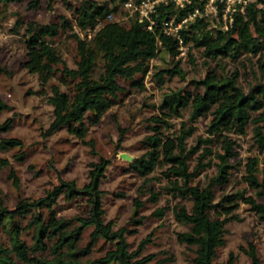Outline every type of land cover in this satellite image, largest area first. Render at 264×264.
I'll return each mask as SVG.
<instances>
[{
    "label": "trees",
    "instance_id": "1",
    "mask_svg": "<svg viewBox=\"0 0 264 264\" xmlns=\"http://www.w3.org/2000/svg\"><path fill=\"white\" fill-rule=\"evenodd\" d=\"M25 0H0V9L7 10L11 4ZM43 1L53 8L56 0H30L29 6L37 10ZM126 0H109L104 3L83 0L80 6L73 7V18L62 16L60 22L40 24L29 22L26 25L19 19L15 32L21 33L25 25L24 36L27 46L25 67L38 74L42 90L45 92L50 81L58 78V84L49 85L48 102L53 106L54 119L47 132L51 135L61 129L81 140L89 132L90 125L99 124L104 115L119 103L127 88L121 81L129 82L133 88H140L151 71L152 61L166 51L174 59L182 49L178 41L167 37L157 27L147 29L137 15L127 21H109L108 16L116 13ZM141 1V0H138ZM208 0H191L183 7H176L172 2L158 9L159 21L177 17L183 19L199 8L204 11ZM121 8V7H120ZM123 9V8H122ZM123 11V10H122ZM126 15L128 12H125ZM222 16V11H220ZM86 33V38L75 28ZM77 42L78 59L76 68H71L55 47V39L68 31ZM93 36L88 39L89 33ZM184 46L193 44L203 49L204 57L209 61L223 59L240 60L243 56H257L264 52V0H252L245 12L235 14L234 23L228 29L209 17H197L182 30ZM207 64V63H206ZM204 78L192 80L193 90L181 88L164 93L159 111L165 120L159 118L153 133L148 138L150 150L131 164L141 176L147 177L158 166L165 163L170 166L166 177L167 186L175 198L191 203L178 204L173 213L179 223L188 226V230L179 232L178 241L192 247L194 264H217L219 249L226 245L228 223L241 220L237 213L241 204H247L264 221V181L259 178L258 158H250L247 163L245 181L256 192L257 198L247 196L245 190L218 196L216 187L231 180L230 159L236 156L235 141L229 134H245L253 127L255 141L264 151V82L259 79L245 89L238 82L237 74L231 76L211 68ZM219 65V63H218ZM264 71V63L261 66ZM6 69L0 66V75ZM163 80L179 76L186 80V73L181 62L176 61L171 68L161 69L157 73ZM13 107L0 99V115L11 111ZM189 112V121L182 122L181 135L165 136L162 125L174 128L170 123L173 118H183ZM212 116L209 124L211 137L200 140L205 144L215 143L220 138L223 153H217V175L209 179L206 185L193 184L206 167L212 163L200 164L196 170L191 168V160L201 146L188 147V139L195 133V126L201 118ZM14 117L0 123V151L16 150L15 161H26L28 153L25 143L17 137H2L1 134L12 129ZM218 137V138H216ZM90 145L95 146L91 141ZM213 154L212 148L204 147L198 156L200 162ZM164 158V160H162ZM10 167V177L17 188L20 179L10 159L0 157V168ZM108 161L93 164L90 181L79 187L76 181L61 180L46 196L38 199H21L15 208L5 205L0 191V229L8 242H0V264H161L156 255H144L150 238L142 240L136 250H131L125 228L114 230L112 222L105 221L103 203L104 191L101 189L106 176ZM201 167V168H198ZM60 199L73 203L85 200L87 216L66 218L59 216L57 207ZM143 206L137 200L134 215ZM164 209L158 210L162 217ZM141 222L138 221L137 223ZM92 227L90 241H82L87 228ZM136 231V230H135ZM32 235V244H28L24 234ZM100 239L111 243L112 247L99 257H93V251ZM253 264H263L255 247L250 252ZM228 264L235 263L231 258Z\"/></svg>",
    "mask_w": 264,
    "mask_h": 264
},
{
    "label": "rangeland",
    "instance_id": "2",
    "mask_svg": "<svg viewBox=\"0 0 264 264\" xmlns=\"http://www.w3.org/2000/svg\"><path fill=\"white\" fill-rule=\"evenodd\" d=\"M94 1L104 3L109 0ZM29 2L30 0H25L22 3L11 4L7 10L0 9V66L6 69V73L0 75V99L13 107L11 111H4L0 115V123L14 117L12 129L1 136L22 139L28 153L26 161L18 162L13 158L16 150L0 151V157L11 160L20 179V188H17L10 177L11 168H0V191L5 205L15 208L21 199L44 197L59 185L61 180L76 181L82 188L90 181L93 164L106 160L108 167L101 184L104 191L105 221L112 222L114 230L121 228L127 230L126 238L132 251L138 248L142 240L150 238L144 255H156L155 261H160L161 264H194L193 248L180 243L177 238L179 232L188 230V226L179 223L173 213L176 205L186 204L190 207L191 203L175 198L168 192L169 180L166 173L170 166L163 163L147 177H143L131 167V164L151 149L148 138L153 133L152 126L157 125L156 121L161 117L165 120L158 108L164 93L181 88L193 90L192 80L206 76L208 63L211 68H218L223 74L231 76L237 74L238 82L247 90L259 79L264 82V71H261L264 52L251 58L243 56L237 61L223 59L217 62L207 60L203 55V49L193 44L184 47L182 53L175 59L163 51L159 58L152 61L151 71L140 88H133L129 82L121 81L127 88L126 93L122 94L119 103L104 115L99 124L89 126V132L84 140L69 133L67 129L47 135L54 119L53 106L48 102L49 85L58 84L59 80L57 77L52 79L42 93L38 74L31 73L25 67L27 60L25 25L29 22L40 24L60 22L62 16L71 19L74 17L71 9L80 6L83 0H56L52 9L43 1L37 10L30 8ZM120 7L113 13V19L108 18L109 21L126 15L122 4ZM209 16L221 24L211 11ZM19 19L23 20L25 25L21 33H16L15 26ZM74 30L81 37H87L86 33L77 27ZM72 33L71 30L61 33L55 39L54 45L68 66L76 68L78 48ZM89 34L88 39L93 36V32ZM176 61L181 62V68L187 76L186 80L179 76L171 78L169 75L163 80L157 75L159 70L173 67ZM211 119L212 116L209 114L207 118H201L197 123H193L195 133L188 139L189 148L201 146L198 153L192 156L190 162L192 170L195 171L199 163H212L200 171L193 184L206 185L209 179L217 175L216 164L220 159L216 154L224 152L218 137L214 144L200 141L211 137L209 131ZM183 121H189L188 111L184 113L183 118L170 120L174 128L163 123L159 125H162L165 136H180ZM229 137L235 141L236 156L230 159V164L235 167L231 169L230 182L216 187L217 194L221 196L245 190L247 196L257 198L254 189L245 181L248 160L254 157L258 158L260 181H264V151L260 150L255 141L253 127H249L245 134L232 132ZM91 141L94 142V147L90 145ZM204 147L212 148L213 154L200 162L198 156L203 153ZM123 153L131 156L133 160L123 159L121 157ZM137 200L143 206L139 213L134 215ZM161 209L165 210L162 217L156 215ZM57 211L59 216L66 218L87 216L85 200L68 203L60 199ZM237 213L241 220L228 223L226 245L219 249L216 263L228 264L232 258L238 264H253L249 254L255 247L264 264V221L259 220L244 203ZM140 220L141 222L137 223ZM92 230V227L86 229L83 245L90 241ZM23 238L28 244H32L31 234L26 233ZM0 242H8L1 229ZM110 247L111 243L100 239L93 251V257L104 255Z\"/></svg>",
    "mask_w": 264,
    "mask_h": 264
},
{
    "label": "built area",
    "instance_id": "3",
    "mask_svg": "<svg viewBox=\"0 0 264 264\" xmlns=\"http://www.w3.org/2000/svg\"><path fill=\"white\" fill-rule=\"evenodd\" d=\"M250 1L252 0H208L204 6V11L197 8L183 19L174 16L159 21L158 9L160 6L174 2L176 7H183L186 2L189 3L191 0H126L123 4V10L128 14L115 20L127 21L129 17L137 15L140 22L146 24L148 30L154 31L160 27L167 37L178 41L180 48L184 49L182 30L187 28L190 22L195 21L199 16L210 17L209 11H211L222 24V28L228 30L234 23L235 14L238 11L245 12ZM220 11H222V16L219 15ZM113 16L114 14H110L108 18L113 19Z\"/></svg>",
    "mask_w": 264,
    "mask_h": 264
},
{
    "label": "water",
    "instance_id": "4",
    "mask_svg": "<svg viewBox=\"0 0 264 264\" xmlns=\"http://www.w3.org/2000/svg\"><path fill=\"white\" fill-rule=\"evenodd\" d=\"M121 157L123 159L129 160V161L133 160V158L131 156H129L128 154H126V153L121 154Z\"/></svg>",
    "mask_w": 264,
    "mask_h": 264
}]
</instances>
